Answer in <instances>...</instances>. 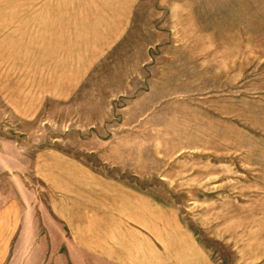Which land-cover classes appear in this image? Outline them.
<instances>
[{
  "label": "rangeland",
  "instance_id": "rangeland-1",
  "mask_svg": "<svg viewBox=\"0 0 264 264\" xmlns=\"http://www.w3.org/2000/svg\"><path fill=\"white\" fill-rule=\"evenodd\" d=\"M84 3L98 30L0 0V165L18 159L41 216L42 158L64 155L161 207L188 261L264 264V0Z\"/></svg>",
  "mask_w": 264,
  "mask_h": 264
},
{
  "label": "crops",
  "instance_id": "crops-1",
  "mask_svg": "<svg viewBox=\"0 0 264 264\" xmlns=\"http://www.w3.org/2000/svg\"><path fill=\"white\" fill-rule=\"evenodd\" d=\"M92 3L87 8L84 0H42L29 14L43 16L45 31H93L98 15ZM3 155L0 264H194L186 243L172 238L175 232L166 230L163 237L158 229L157 223L169 218L161 207L131 205L132 195L119 183L64 155L42 158V178L56 194L41 216L18 159ZM151 222L153 227L142 226ZM174 243L182 252L173 250Z\"/></svg>",
  "mask_w": 264,
  "mask_h": 264
}]
</instances>
